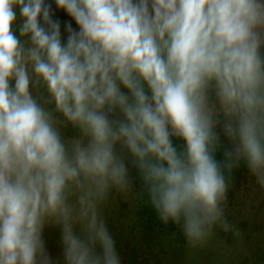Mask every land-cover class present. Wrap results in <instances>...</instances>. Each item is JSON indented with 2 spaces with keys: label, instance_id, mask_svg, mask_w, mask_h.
I'll return each instance as SVG.
<instances>
[{
  "label": "clouds",
  "instance_id": "1",
  "mask_svg": "<svg viewBox=\"0 0 264 264\" xmlns=\"http://www.w3.org/2000/svg\"><path fill=\"white\" fill-rule=\"evenodd\" d=\"M55 3L66 42L45 0H0V264H52L49 225L64 264H121L113 193L190 248L228 231L233 170L264 188V0Z\"/></svg>",
  "mask_w": 264,
  "mask_h": 264
},
{
  "label": "rangeland",
  "instance_id": "2",
  "mask_svg": "<svg viewBox=\"0 0 264 264\" xmlns=\"http://www.w3.org/2000/svg\"><path fill=\"white\" fill-rule=\"evenodd\" d=\"M45 4L51 5L50 14L57 13L55 15L57 19L52 20L59 22L60 31L62 23L58 19L78 30L75 20L65 10L59 8L55 0H45ZM18 8L15 9L17 19L13 25L17 35L22 23ZM40 22L43 23V20ZM61 38L62 42H66L67 37L62 32ZM231 185H234L236 191L233 192V196L227 194L225 215L232 228L222 236V239L233 244V228H240L243 235L240 250L221 244L217 240L221 229L218 226L214 227L212 235L203 246L190 248L186 239L182 238L184 234L181 228L173 231L163 229L149 217V206L141 198L136 197L135 192L127 196L113 193L102 211L115 239L121 264H264V188L255 182L253 176ZM250 205L252 206L248 207ZM241 214L244 217H241ZM252 216L253 222H246ZM56 232L60 237L59 227L46 226L43 238L52 264H64L62 245L50 243L55 240ZM178 234L180 236L175 238ZM222 246L226 248L222 249Z\"/></svg>",
  "mask_w": 264,
  "mask_h": 264
},
{
  "label": "trees",
  "instance_id": "3",
  "mask_svg": "<svg viewBox=\"0 0 264 264\" xmlns=\"http://www.w3.org/2000/svg\"><path fill=\"white\" fill-rule=\"evenodd\" d=\"M17 11L19 12V8L17 9ZM55 15H57V13H55ZM55 15H53V14H51V18H55V19H57V17L55 16ZM41 20H42V18H41ZM61 23H62V25H61V32L65 35V37H67V35H68V33H67V30H66V26L67 25H65L63 22H62V20L61 19H58ZM252 176L250 175V173H249V171H248V169H247V167L246 166H244L243 164H241V166L239 167V168H237V169H234L233 170V174H232V182H231V184H234L236 181H238V180H241V179H245V178H251ZM138 187H139V184L137 185ZM234 185H230V187H229V190H228V196H229V194L230 195H232L233 196V192H235L236 190L234 189L235 187H233ZM142 201L145 203V204H147V206H149V208H150V210L148 211L149 213H148V215H149V217H152V219L153 220H155L159 225H161L162 227H163V229H165V230H167V231H173V230H176V229H179L180 228V226H177V225H175V224H173L172 222H169L167 225H165L164 223H162L160 220H159V218H158V216H157V214H156V212L154 211V209L151 207V205H150V203H147L146 202V197L144 198V199H142ZM256 202H258L257 200H256ZM252 205H250V206H248V207H251ZM252 211V210H251ZM250 211V212H251ZM248 215V214H247ZM241 217H244L243 216V214H241ZM246 219V218H245ZM247 221H251V222H253V216L250 218V219H248V220H246V222ZM228 223H229V225H230V222L228 221ZM251 224V223H250ZM219 227V226H218ZM230 228H232V225H231V227ZM226 232L227 231H224L222 228L219 230V232H218V237H216L217 238V240L221 243V244H227V245H230V247H236L238 250H240V241L242 240L241 239V237H243V235H241V229L240 228H238V229H235V228H233V233H234V243L233 244H229V243H226L223 239H222V236H224L225 234H226ZM232 233V234H233ZM181 234V233H180ZM55 240L53 239L52 240V242H50V243H52V244H55V245H60L61 244V240H60V237H59V234H58V232H56L55 234ZM178 236H180L179 234L178 235H175V238H177ZM182 238H185V236H183ZM179 239H181V237L179 238ZM186 239V238H185ZM243 241V240H242ZM226 247L225 246H222V249H225ZM227 250V249H226Z\"/></svg>",
  "mask_w": 264,
  "mask_h": 264
}]
</instances>
